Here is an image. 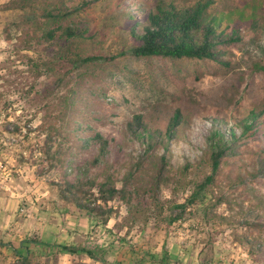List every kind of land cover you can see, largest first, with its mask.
I'll return each mask as SVG.
<instances>
[{"label":"rangeland","instance_id":"374dc122","mask_svg":"<svg viewBox=\"0 0 264 264\" xmlns=\"http://www.w3.org/2000/svg\"><path fill=\"white\" fill-rule=\"evenodd\" d=\"M10 1L0 0V243L8 244L0 245V264H14L17 253L32 263L104 264L36 240L96 248L105 264H264V134L241 135L236 124L264 101V72L251 67L264 64V31L241 26L243 41L227 46V67L206 59L125 53L67 74L49 63L31 68L42 63L40 58L50 61L58 45L28 47L27 10L7 6ZM33 1L41 5L54 0ZM141 1L153 0H96L81 11L77 18L86 19L95 33L85 51L106 56L126 51L131 42L120 28L121 13ZM114 13L122 17L112 20ZM65 96L76 100L75 117L53 135L52 150L62 146L66 159L54 166L45 154L44 118L54 121ZM176 108L183 120L167 142L169 174L160 184L157 203L146 192L165 147L157 145L136 168L144 148L123 133L124 124L143 113L152 128L164 131ZM218 124L239 137L215 181L181 219L168 224L170 206L185 202L209 173V161L203 160L206 137ZM74 125L78 130H72ZM96 131L118 141L120 150L115 147L113 153L120 151L121 156L115 163L122 173L128 169L134 175L125 196L117 193L108 200L105 223L79 208L61 183L75 177L66 161L81 164L92 157L80 138ZM186 162L191 166L182 173ZM120 178L118 189L123 187ZM92 192L87 196L93 205L97 193Z\"/></svg>","mask_w":264,"mask_h":264},{"label":"trees","instance_id":"16d2710c","mask_svg":"<svg viewBox=\"0 0 264 264\" xmlns=\"http://www.w3.org/2000/svg\"><path fill=\"white\" fill-rule=\"evenodd\" d=\"M95 1L54 0L43 1L40 5L38 1L33 0H12L7 4L12 8L27 10L24 22L28 47H31L32 43L58 45V49L50 61L46 62L40 58L39 61L42 63H32L31 68L37 69L39 66L41 68L49 63L51 68H64L67 74H73L85 66L101 61H112L125 53L136 57L164 56L206 59L215 61L222 67H227L230 64L227 59L229 55L227 46L243 41L241 26H249L255 31H264V22L261 23L264 20V0H242V4L228 0L141 1L136 9L121 13L124 24L120 28L129 37L130 47L119 54L107 56L92 54L87 53L83 46L88 40L95 39V33H91L90 25L86 19L77 18V16ZM121 14H111L110 18L115 20V18L122 17ZM116 25L120 26L117 23ZM251 67L264 72V64L254 62ZM75 102V99L65 96L63 99L64 108L59 110L54 121L47 123L48 120L44 118L47 141L45 154L51 160L50 165H60L66 160L61 153L64 151L62 146L56 148L55 151L52 150L54 143L52 138L61 128L67 127L68 124L64 122H72L70 120L75 117ZM182 114V111L176 108L168 117L164 131L160 128H152L149 122L144 119L143 113L133 114L124 124L123 133L136 139L144 148L137 155L136 168L142 165L146 154L155 150L157 145L163 144L165 147V152L159 156L154 182L146 192V195L150 193L151 199L157 203L160 201V184L169 174L167 142L175 137L177 128L183 120ZM236 124L242 128L241 135L248 133V135H255L259 131L264 134V101L261 106L255 105L251 108L246 116L239 119ZM72 130H78V126L74 125ZM238 137L239 135L231 127L228 132H225L218 124L211 130L206 137L208 149L204 151L203 159L209 161V173L202 182L196 185V191L185 202L170 206L166 214L168 224L181 219L189 204H193L201 191L215 181L220 174L222 160L229 154ZM80 140L82 141L81 147L89 149L92 152V157L81 164L76 163L73 159L66 161L69 171H75V177L63 179L61 183H64V190L72 195L79 208L98 215L105 223L110 213V209L107 208L108 200L117 193L127 190V186L132 184L133 171L127 169L122 173L120 167H117L115 162L120 159L121 155L120 151L113 153L115 147L120 150L118 141L114 137L105 136L96 131L91 136L82 137ZM190 166L191 163L186 162L180 171L185 173ZM119 176L123 181L121 189L116 186ZM94 189L97 196L93 198L95 203L92 205V201L87 195L93 196L92 190ZM133 190L137 191V188ZM123 195L125 196V193ZM251 224L261 226L258 221L251 222ZM34 242L59 246L62 251L70 254L83 253L105 264V260L99 257L96 248L82 245L51 244L41 240ZM0 245L8 244L0 243ZM10 247L15 251L14 247ZM17 254L18 259L14 264H41L32 263L28 256L22 253Z\"/></svg>","mask_w":264,"mask_h":264}]
</instances>
